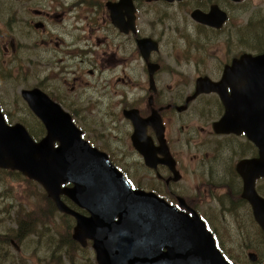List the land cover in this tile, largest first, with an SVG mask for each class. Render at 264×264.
<instances>
[{
    "label": "flooded vegetation",
    "instance_id": "af4514ba",
    "mask_svg": "<svg viewBox=\"0 0 264 264\" xmlns=\"http://www.w3.org/2000/svg\"><path fill=\"white\" fill-rule=\"evenodd\" d=\"M262 11L264 0L14 1L17 24L31 27V87L60 104L116 162L132 173L137 167L129 164L138 162L145 188L174 204L184 197L223 240L243 235L233 248L247 249L242 256L258 252L259 240L244 229L257 224L241 197L236 164L255 156L256 148L244 135L214 131L224 112L216 93L190 97L198 79L218 82L245 51L264 49ZM128 111L142 118L160 114L163 137L152 125L146 135L157 152L166 140L178 180L165 165L146 166L134 148ZM256 188L264 196V178Z\"/></svg>",
    "mask_w": 264,
    "mask_h": 264
},
{
    "label": "water",
    "instance_id": "95a60500",
    "mask_svg": "<svg viewBox=\"0 0 264 264\" xmlns=\"http://www.w3.org/2000/svg\"><path fill=\"white\" fill-rule=\"evenodd\" d=\"M257 87L260 90H264L263 63L258 65ZM64 138L65 144L51 155L53 160H43L46 168L53 171L51 181L57 185L47 187L50 194L57 201V187L63 179H70L79 184H84L100 178L105 180L113 178L112 174H108L100 166L101 162L107 164L104 159H101L100 153L91 149L82 140L80 141L70 130ZM49 143V141L45 140L39 145L35 144L23 126L19 124L10 128L4 127L3 131L0 132V165L20 168L25 173L32 175V170L35 166L34 150L43 151L48 154L51 152ZM42 165V162H38V166ZM111 171L114 174L113 176H119L112 169ZM42 176L45 178L49 177L43 173ZM115 184L120 187L119 184ZM124 194L127 195L124 200L125 202L119 205L123 208V211H127L130 214L127 220L130 222L124 230L125 236L135 251L146 256L151 262H155L161 253H158L157 250L145 251L143 249L144 244H146L143 239L144 235H146V239H154L156 238L157 231H162L170 237L172 242L175 241V238H179L183 233L182 226L178 221V213L144 193L131 191L129 187L128 191ZM58 204L62 209L68 210L60 201H58ZM191 226H196V235L191 239H183L187 250L191 252L196 251L198 253V260L205 264H226L218 255L211 239L202 232L200 224L196 222L195 225V222H193ZM203 235L205 236V247L200 248L199 245L202 243ZM131 261L134 262V257H131Z\"/></svg>",
    "mask_w": 264,
    "mask_h": 264
},
{
    "label": "rangeland",
    "instance_id": "374dc122",
    "mask_svg": "<svg viewBox=\"0 0 264 264\" xmlns=\"http://www.w3.org/2000/svg\"><path fill=\"white\" fill-rule=\"evenodd\" d=\"M5 110L8 111L9 108ZM20 115L23 116L22 114ZM15 118H18V116ZM22 187L23 185L21 181L10 179L6 183L3 180H0V231L7 230L8 226H13V222L8 216V214H11V211H12V208L9 206V204L10 203L17 204L15 201V197L19 196V189ZM32 247H34L33 241H30V240L25 241L23 245V251L21 253L23 255L30 254L32 251ZM90 252H91V248H88L86 250H83V252H80V253H82L86 257L90 256L92 258V254ZM13 253H14L13 257L15 261H17L19 259V256L17 255L18 252L16 250H13ZM83 259H85V261L87 262V259L85 257H81L80 264H84ZM28 263H30L29 260H28Z\"/></svg>",
    "mask_w": 264,
    "mask_h": 264
},
{
    "label": "trees",
    "instance_id": "16d2710c",
    "mask_svg": "<svg viewBox=\"0 0 264 264\" xmlns=\"http://www.w3.org/2000/svg\"><path fill=\"white\" fill-rule=\"evenodd\" d=\"M33 223H34V219H32V218L31 219L26 218V219L22 220L21 223H18L19 228H20V232L22 231L23 233H28L32 229ZM7 241H8V238L6 236L1 237L0 246L3 248L6 245ZM39 249H41V248H39ZM55 263H56L55 260L48 261V260L44 259V261H43V264H55Z\"/></svg>",
    "mask_w": 264,
    "mask_h": 264
}]
</instances>
